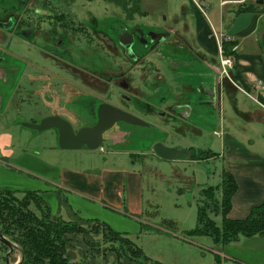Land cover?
Segmentation results:
<instances>
[{"label":"rangeland","instance_id":"obj_1","mask_svg":"<svg viewBox=\"0 0 264 264\" xmlns=\"http://www.w3.org/2000/svg\"><path fill=\"white\" fill-rule=\"evenodd\" d=\"M16 1L0 0V11L15 8ZM43 1L47 0H35V6L33 3L31 6L33 5L37 12L58 10L69 12L76 19H94L96 28L106 31L118 21L129 26L131 22L127 19L133 16V22L137 24L150 22L145 15H134L136 0H118L120 5L104 0H49L46 5ZM155 21L163 22L164 12L159 11ZM24 29L22 22L0 31V65L2 62L6 64L8 76L13 75L11 70L15 74L22 72L17 86L0 110L2 187H14L17 191H38L50 214L59 216L62 220L89 226L90 221L87 223L86 220H81L96 219L108 225L142 249L150 258L145 264H155L153 261L162 264H215V254L220 259L218 264H259L264 260L260 250L264 248L252 247L249 242L242 244V241L240 247L235 249L229 246L231 244H215L207 236L184 235V231L192 229L196 224L195 198L201 188L208 185L218 186L216 193L219 195L223 170L242 174L244 157L253 158L256 154L264 156V126L256 125L250 128L245 118L239 116L233 107H248L250 104L246 97L237 92L234 99L222 95L217 102V97L213 96L208 104H205V98L198 85L207 82V78L196 76L194 71L187 72L185 75L190 77L186 84L194 89L190 95L187 93L188 114L182 116L173 111L170 115L163 107L173 100H168L163 105L159 98L160 95H166V92L162 94L158 88H154L155 86L151 85L152 76L148 75L140 85L143 93L132 100L134 109L131 107L130 111L151 127L125 125L123 128L128 130L130 135L125 136V142L118 144L112 143L107 137L94 149H61L57 143L55 129L37 132L20 124L38 121L54 111L68 117V113L63 111L66 109L65 97L59 96L57 102L51 101L47 104L46 98L52 97L50 92H47L50 90L44 92V81L36 77L42 75V71L46 69L54 75L60 74L64 78L60 80L68 81L66 71L61 70L62 65L53 58L48 46L40 48L44 42H38L39 47L33 37L26 40L22 36ZM151 55L146 60L151 70L146 69V74L152 72L154 77L157 67L161 73L168 75L158 58ZM141 74L139 71L134 75L138 84ZM168 76L169 79L173 77ZM55 82L53 79L52 87H56ZM109 88L111 93L115 92L114 88ZM37 90L39 92H36ZM111 98V101H116L118 97ZM144 105L153 106L156 111H165L166 114L162 116L156 111L147 112ZM195 127L196 131L193 130ZM152 140L189 153L210 150L215 154L205 159L192 160L188 157L164 160L146 152V146ZM71 171L85 174L86 177L99 181L100 185L93 182V185L83 190L78 187L72 189L71 184H68V187L62 181L64 177L72 175ZM107 172L110 174L106 175ZM114 173H117L111 178L112 181L115 180L114 184H111V181L107 183L105 177L109 179ZM112 185L116 187L115 190ZM72 190H79L77 194L81 196H77ZM128 198L134 203L135 210L129 209ZM79 199H83V202L72 204L73 200ZM233 202L238 206L239 203L242 204L238 196ZM30 207L40 215L39 210L32 205ZM77 207L80 210H77ZM236 215L233 213V216ZM214 220L219 224L220 214L215 215ZM91 237L87 236L98 243L94 249L84 244L82 235L76 237L75 247L71 250L74 261L82 258L83 254L79 251L82 247L89 250L85 264H115L116 254L111 251L109 241L103 240L101 234ZM242 238L247 239L244 236ZM10 254L11 264L10 261L13 259L16 262L19 255L16 250ZM232 254H235L241 263L233 260Z\"/></svg>","mask_w":264,"mask_h":264},{"label":"flooded vegetation","instance_id":"obj_2","mask_svg":"<svg viewBox=\"0 0 264 264\" xmlns=\"http://www.w3.org/2000/svg\"><path fill=\"white\" fill-rule=\"evenodd\" d=\"M34 2L35 0H17L15 8L13 7L3 12L0 11V31L1 29L12 28L23 22L25 29L22 36L26 40H30L33 37L38 46V42H44L39 47L48 46L53 58L62 65L61 70L66 71L68 81L60 80L64 79L60 74L54 75L46 69L42 71V75H37L36 77L44 81V92L50 90L47 92H50L51 96L65 97L66 109H63V111L68 113V117H63V113L61 115L59 114L60 112L55 111L45 116H58L65 119L74 132L80 128H93L99 122H105L99 124L101 129L105 127L107 120L103 117V114L108 111V105L132 113L130 109L131 107L134 109V107L131 102L133 99L138 98L136 85H132V83L135 73L139 71L142 73L139 76L141 84L145 82L148 75H151V85L155 86L154 88H158L162 94L166 92V95H160L159 98L163 105L162 100L166 99L165 97H174L172 104H167L163 107L169 111L170 115L173 111L175 113L188 114L185 111L186 107L175 109L173 106L175 104L188 103L186 101L188 94L190 95L194 92V89L186 84L187 79L190 77V75H185L187 72L191 73L194 71L196 76L207 78V82H202V84L208 85L206 89V92L207 90L208 92L203 93L205 104H208L210 98H213V95L217 92V74L212 67H196L193 63L185 62L182 69L177 71V74H179L178 78L184 79L185 82L180 87H178L179 85L174 87L175 89L171 87L172 91L168 90L170 86L164 83L161 84L162 76L158 71H155L154 77L152 72H150L151 74H146V69H151L147 66V61H143L145 56L159 48L162 50L159 58L168 56L166 53L168 48L164 46L168 37L165 29H147L133 22L131 17L127 19L131 22L129 26L118 21L113 26H110L109 31H106L103 28H96L93 22L94 19H76L69 12H59L58 10L37 12L35 11ZM31 3L34 6H31ZM43 3L44 5L49 4V0L43 1ZM172 42H175V39ZM168 51L170 52V50ZM176 58L175 62L178 65L181 59L179 57ZM2 63L0 65V110L3 109L4 104L10 98L22 73L20 71L19 74H15L11 70L13 75L8 76L7 66ZM196 70L205 74L196 72ZM172 72V75H176L174 71ZM224 77L227 78L228 76L224 74ZM53 79L56 81L54 83L56 87L58 86L57 90L56 87H52ZM109 87L111 89L114 88L115 92L111 93ZM223 87L226 93L227 85L224 84ZM126 95H130V97ZM111 97L118 98L116 101H111ZM46 99V102L51 100L49 96ZM136 104H138L137 99ZM143 107L147 112L156 111L152 106L144 105ZM159 111L157 110L156 112L162 116L166 114L165 111L162 113ZM194 120L196 119L194 118ZM38 121L32 120L34 123ZM194 124L196 125V123ZM125 125L128 124L114 121L109 128L101 132V142L106 138L105 135H108L112 130L121 132L123 137L129 136L130 132L123 128ZM118 143L120 142L115 144ZM12 190H16V188H12Z\"/></svg>","mask_w":264,"mask_h":264},{"label":"crops","instance_id":"obj_3","mask_svg":"<svg viewBox=\"0 0 264 264\" xmlns=\"http://www.w3.org/2000/svg\"><path fill=\"white\" fill-rule=\"evenodd\" d=\"M104 1L112 2L109 0ZM136 1L139 11L134 12V15L138 13L137 15H145V18L150 19L148 24L141 23L139 25L147 29H165V31H167L168 37L164 46L168 48L166 52L168 56L159 58L161 56L160 52L162 51L160 48L151 54L158 58L161 67L166 68L168 75H172V71H174L176 75H173V77L169 79V76L166 75L165 72L161 73L160 70L155 67L162 76L161 84L164 83L173 89L178 85V87H180L185 80L178 78L179 74H177V71H179L178 69H182L185 62L193 63L196 67H212L217 74V92L213 95L217 97V102L220 101L222 95L234 99L237 92L241 93L249 100L250 105L244 109H239L234 105L235 112L239 114V116L245 118L250 128L256 125L260 127L264 126V0L261 3H257V0ZM159 11L164 12L163 22L155 21L158 19ZM132 19L135 21V16H133ZM218 32L231 35V42L234 44L231 48L235 52V58L233 59L234 67L231 69L230 76L227 78L220 73L219 69L220 54L214 36V33ZM173 39H175V42H172ZM168 50H170V52ZM151 54L145 56L143 61H146L147 58L152 56ZM176 57L181 59L178 65L175 62V60H177ZM170 80L174 81L171 82ZM224 84L227 85L226 93L224 92ZM132 85H136V92L138 93V97H140L143 93L141 91V83L138 84V81L134 78ZM207 86L203 84L198 85L202 94L208 92V90L206 92ZM57 99V96L52 95L48 103L50 104L51 101L57 102ZM218 108H220L219 104ZM195 129L196 127L193 128L194 131H196ZM105 137L110 138L112 143L125 142V137L122 136L121 132L116 130H112L108 135H105ZM188 157L192 160L197 159L196 153H189L187 158ZM241 172L242 174L236 173V171L231 172L238 185L237 191L232 196L231 211L229 213L230 217L235 218L245 216L252 205L258 204L264 199V156L256 154L253 158L244 157L243 169ZM70 173L72 175L64 177L62 181L66 183L68 187V184H71L72 189H77L76 187H78L83 190V188L93 185V182H96L98 186L100 185L99 181H94L90 179L89 176L86 177L85 174L80 175L77 171H71ZM108 174H110V172L106 173V175ZM115 174L117 173L110 175L111 177H109V179L105 177L107 183L111 181V184H114L115 180L112 181L111 178H113ZM134 183L135 180H133L132 184ZM12 184H15V182H12ZM119 185H121L120 182ZM2 186L3 185H0V188H14ZM111 187L114 190L116 189L114 185ZM128 187H130V184H128ZM72 192L77 196H81V194H77L79 190H72ZM236 196L242 200V204L239 203V206L233 202ZM129 199L130 198H128L127 201L128 207H130L129 209L135 210L134 203H131ZM79 202H83V199L73 200L72 204L76 205ZM77 210H80V208L77 207ZM233 213L237 215L233 216ZM241 237L242 236L235 242L230 243L231 245L229 246L237 249L240 247L239 244L243 241L242 244L249 242L252 247L264 248V235H255L247 237V239H241ZM260 250L264 257V250ZM232 255H234L233 260L239 259L235 254ZM238 262L241 263L240 260H238ZM259 264H264V260H261Z\"/></svg>","mask_w":264,"mask_h":264},{"label":"trees","instance_id":"obj_4","mask_svg":"<svg viewBox=\"0 0 264 264\" xmlns=\"http://www.w3.org/2000/svg\"><path fill=\"white\" fill-rule=\"evenodd\" d=\"M109 1L120 5L118 0ZM138 11L136 5L134 12ZM232 46L233 42L223 43L222 52L224 56L234 59ZM214 154L210 150H201L196 152V158L205 159ZM217 187L208 185L200 189L195 198L196 224L192 229L184 231V235L207 236L213 243L221 245L233 243L240 236L264 235V199L252 205L245 216L230 217L232 196L238 189L237 181L231 172L223 170L219 195L216 193ZM31 205L40 211V215L30 207ZM218 214L219 224L214 220V216ZM84 220L87 223L90 221L89 226L80 222L65 221L50 214L48 206L36 190L0 189V233L21 248L23 259L19 264H85L89 250L80 247L79 251L83 256L77 261H74L71 254L76 237L82 235L84 244L94 249L98 246L97 241L88 239L87 236L92 238V235L98 234L111 244V251L116 254L115 264H145L150 260L138 245L122 233L96 219L81 221ZM6 252L7 246L0 242V263L4 264ZM11 256L10 254L9 259ZM214 259L215 264H218L220 259L217 254ZM10 262L13 264L15 260Z\"/></svg>","mask_w":264,"mask_h":264},{"label":"water","instance_id":"obj_5","mask_svg":"<svg viewBox=\"0 0 264 264\" xmlns=\"http://www.w3.org/2000/svg\"><path fill=\"white\" fill-rule=\"evenodd\" d=\"M262 1L263 0H257V3H261ZM165 98L166 99L162 100L163 103H166L168 100L174 99V97H169V98L165 97ZM167 104H172V102L168 101V103H166L165 105ZM173 106L175 107V109L186 107L185 111L188 113V103L179 104V105L175 104ZM107 107L109 108L108 111L103 114V117L107 120V125L102 129H101V125L99 124L105 122H99L93 128H87V129L80 128L76 132H74L68 121L58 116H45L42 117L37 123L22 122L20 124L29 129H33L37 132L50 128L55 129L57 134V143L59 148L61 149H74V148H83V147L88 149H94L99 147L101 143V137H100L101 132L109 128L114 121H121L128 125H133V126L151 127L149 123H146V121L137 117L133 113H130L120 108L113 107L111 105H108ZM184 115L186 114L185 113L182 114V116ZM146 152H149L151 155H155L164 160H169L173 158L185 159L189 154L188 151H181L175 148H169L166 145L162 144V142L160 141L158 142L157 140L150 141L148 146H146ZM0 242L7 246V252L5 253L4 264H10L9 254L13 250L18 251V255H19L17 261L14 264H19L23 259L21 248L11 240L4 237L1 233H0Z\"/></svg>","mask_w":264,"mask_h":264},{"label":"built area","instance_id":"obj_6","mask_svg":"<svg viewBox=\"0 0 264 264\" xmlns=\"http://www.w3.org/2000/svg\"><path fill=\"white\" fill-rule=\"evenodd\" d=\"M215 39L218 44V51L220 54V60H219V69L221 74H225L226 76H230L231 69L233 68V59L231 56H224L222 52V45L223 43L231 42L232 41V36L223 33V32H218L214 33Z\"/></svg>","mask_w":264,"mask_h":264}]
</instances>
